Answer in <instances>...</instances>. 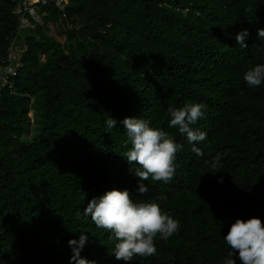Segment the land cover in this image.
<instances>
[{
    "label": "trees",
    "instance_id": "1",
    "mask_svg": "<svg viewBox=\"0 0 264 264\" xmlns=\"http://www.w3.org/2000/svg\"><path fill=\"white\" fill-rule=\"evenodd\" d=\"M16 1L0 0V57L17 33ZM68 13L78 29L63 28V43L46 26L18 34L23 66L0 91V264H75L68 241L80 234L82 258L125 264L83 215L112 189L180 221L168 240L154 238L156 255L127 264H224L235 219L264 223V82L243 80L264 63V0H69ZM245 29L242 49L235 35ZM186 103L206 105L193 127L207 139L195 146L169 127V105ZM125 117L183 145L173 180L143 182V196L125 158ZM218 153L212 169L205 161Z\"/></svg>",
    "mask_w": 264,
    "mask_h": 264
},
{
    "label": "clouds",
    "instance_id": "2",
    "mask_svg": "<svg viewBox=\"0 0 264 264\" xmlns=\"http://www.w3.org/2000/svg\"><path fill=\"white\" fill-rule=\"evenodd\" d=\"M248 35L246 29L235 35L236 43L242 49L248 47L245 42ZM257 37L264 38V29H257ZM243 80L251 88L260 86L264 82V63L247 69ZM205 107L201 103H186L179 108L169 105V127L178 129L193 146L203 142L207 139V133L193 126L203 117ZM120 123L127 136L125 158L129 164L135 162L138 165L133 172L139 178L137 193L143 196L149 191L143 183L148 180L170 183L176 172V154L183 145L171 138L164 129L151 127L145 119L125 117ZM116 124L117 121L110 116L106 120V126L110 129L115 128ZM194 150L202 155L199 149ZM205 163L212 169L221 168L220 154ZM218 182H222V178ZM83 215L90 217L97 228L110 233L108 239L114 242L111 254L125 264L137 256L146 258L156 255L158 249L154 238L159 234V239L166 241L180 229V221L163 212L157 203L137 202L127 189H112L99 197H93L83 209ZM87 239V236L80 234L78 240L68 241L73 253L70 260L75 261V264H91L80 256ZM223 241L231 249L224 264H236L234 255L238 256L241 264H264V223L259 218L235 219L223 236Z\"/></svg>",
    "mask_w": 264,
    "mask_h": 264
},
{
    "label": "built area",
    "instance_id": "3",
    "mask_svg": "<svg viewBox=\"0 0 264 264\" xmlns=\"http://www.w3.org/2000/svg\"><path fill=\"white\" fill-rule=\"evenodd\" d=\"M69 0H17L13 13L17 19L16 35L9 39L5 53L0 57V91L11 88L10 79L17 76L22 68L23 48L18 40V34L26 30L36 31L39 28L62 26L66 30L78 29L68 13ZM44 8H51L57 15V22H45L48 12Z\"/></svg>",
    "mask_w": 264,
    "mask_h": 264
},
{
    "label": "rangeland",
    "instance_id": "4",
    "mask_svg": "<svg viewBox=\"0 0 264 264\" xmlns=\"http://www.w3.org/2000/svg\"><path fill=\"white\" fill-rule=\"evenodd\" d=\"M62 29H63V27L60 25L59 26H52L51 28H49L48 34L55 37L57 39V41H59L60 43H63L65 41V36L60 35V31H62ZM29 116H32V113H29Z\"/></svg>",
    "mask_w": 264,
    "mask_h": 264
}]
</instances>
